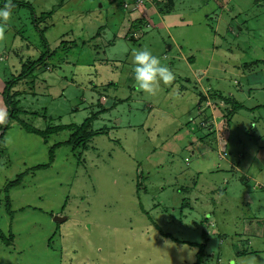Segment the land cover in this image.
Segmentation results:
<instances>
[{
  "label": "rangeland",
  "instance_id": "obj_1",
  "mask_svg": "<svg viewBox=\"0 0 264 264\" xmlns=\"http://www.w3.org/2000/svg\"><path fill=\"white\" fill-rule=\"evenodd\" d=\"M12 1L35 22L16 7L0 39V127L6 82L46 53L38 29L48 52L11 91L0 264H193L184 241L205 244L199 264H264V0ZM144 48L175 76L155 96L133 80ZM104 108L84 150L64 144L72 130L24 128ZM215 124L229 132L222 158Z\"/></svg>",
  "mask_w": 264,
  "mask_h": 264
},
{
  "label": "trees",
  "instance_id": "obj_2",
  "mask_svg": "<svg viewBox=\"0 0 264 264\" xmlns=\"http://www.w3.org/2000/svg\"><path fill=\"white\" fill-rule=\"evenodd\" d=\"M169 2L173 3L174 0H169ZM4 4H5V1H2L1 6H4ZM12 4L14 5L13 9L16 7H28L31 10L33 22H35L34 9L28 2L12 1ZM38 32H39L41 41L44 44L46 53H43L38 58L37 61L30 63V65L23 66L21 73L16 77H12V79L10 81H7L5 86H4L2 96H3L4 104L7 107V110H6L5 115H4L5 119L2 121L1 127H0V129H2V130L4 127V130L2 131V133H0V144H1V141L3 139L5 129L9 126L10 121L12 119H17L18 114L20 113V111L18 110V107H17V101L14 100V96L16 95V93L11 92L12 88L14 87V85L17 82L23 80L26 76H30L32 74L35 66L37 64H40L44 60V57L47 55L48 46L46 43V39L44 37V31L38 29ZM262 62L264 63V60ZM237 104L238 105H234V108L231 107V109H232L231 112L233 114H234V112H237L238 110L244 109V106L241 103L238 102ZM107 110H109V108L108 109L107 108L100 109L99 112L90 114L80 124H73L72 123V124L62 125V126H58V127L48 128L44 132L38 131L37 129L30 127L29 125H24V124L23 125H24V128L26 131H28L30 133L39 134L41 136H46V134H51V133L63 131V130H72L69 138L67 139V141L64 142V144L72 146V150H75L77 148H81L84 150L87 148L88 143L90 142V140L92 139V137L95 134H101L100 131H96V130L92 129V122L94 121V119L96 118V116L99 113H103ZM103 132L107 133V131H103ZM51 154H52V148L50 150V161H52V155ZM44 166L45 165H38L37 168H42ZM21 176L22 175H19L13 182H11V185L19 184L21 181ZM168 235L169 234H167V233L164 234V236L173 239L171 237V235H169V236ZM11 236L9 234L8 237H6V235L0 230V239L5 244L10 243V240L12 239ZM173 240H176V239H173ZM182 242L183 241H180V243H182ZM183 243H187L189 245H196L198 247V251L196 253V261L193 264H199L202 260L203 254H204L205 244H194V243L187 242V241H184Z\"/></svg>",
  "mask_w": 264,
  "mask_h": 264
},
{
  "label": "clouds",
  "instance_id": "obj_3",
  "mask_svg": "<svg viewBox=\"0 0 264 264\" xmlns=\"http://www.w3.org/2000/svg\"><path fill=\"white\" fill-rule=\"evenodd\" d=\"M13 7L12 0H7L4 6L0 7V39L5 36L8 22L13 15ZM132 65L133 80L137 91L149 96H155L160 90L161 84L170 85L175 79L174 73L147 48L134 52ZM194 251V249L191 250L189 259H191ZM255 259L253 257V261Z\"/></svg>",
  "mask_w": 264,
  "mask_h": 264
},
{
  "label": "crops",
  "instance_id": "obj_4",
  "mask_svg": "<svg viewBox=\"0 0 264 264\" xmlns=\"http://www.w3.org/2000/svg\"><path fill=\"white\" fill-rule=\"evenodd\" d=\"M220 123V122H219ZM218 124V123H217ZM217 124H215V127H216V132H217V140H216V143H217V146H218V153H219V156H220V158H222V157H224V156H227L226 155V153L225 152H223L222 150H224V145L226 146V144H225V141H227L228 139H229V136H227L228 135V131L226 132L225 130V132H223V133H219L218 134V132H220L221 131V127H217ZM227 129H228V127H226ZM249 128H255L256 129V126H254V122H252V124H249ZM218 129V130H217ZM221 140H223L224 141V144L221 142ZM221 146V147H220ZM225 151V150H224ZM262 153V154H261ZM258 154V153H257ZM241 156V155H240ZM258 157H259V159H257V158H255V160L257 159V161H258V163L260 164L261 163V159H264V147H262L260 150H259V155H257ZM261 158V159H260ZM225 159V158H224ZM226 164L227 165H229L228 166V168H230V169H232V168H235L236 169V171H243V169L242 168H240L238 165H237V161L236 160H231V159H229V160H226ZM262 167H264V165H262ZM219 169V168H218ZM216 171H218V170H216ZM242 174H244V173H242ZM240 179H241V177H240ZM225 182L227 183L228 182V180H225ZM225 190H227V187H226V189ZM246 192H247V190H246ZM246 192H244V193H246ZM247 203H249L248 201H247Z\"/></svg>",
  "mask_w": 264,
  "mask_h": 264
}]
</instances>
